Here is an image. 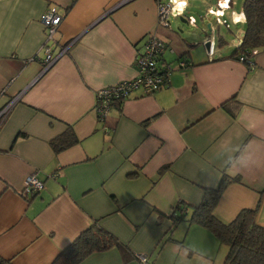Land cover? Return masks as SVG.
<instances>
[{"label":"crops","instance_id":"obj_1","mask_svg":"<svg viewBox=\"0 0 264 264\" xmlns=\"http://www.w3.org/2000/svg\"><path fill=\"white\" fill-rule=\"evenodd\" d=\"M208 3L199 22L185 0L195 30L183 38L157 23V0H0V110L12 103L0 123L1 258L51 264L97 225L132 257L113 245L76 264H142L135 254L150 264H226L228 246L188 219L224 176L213 214L229 223L260 200L264 226V48L252 64L238 59L243 1ZM50 7L62 17L53 53L68 48L43 70L40 16ZM220 26H234L230 41ZM148 33L166 43V84L114 101L99 120L96 91L136 76ZM61 140L72 142L57 148ZM33 171L44 186L22 194Z\"/></svg>","mask_w":264,"mask_h":264},{"label":"trees","instance_id":"obj_2","mask_svg":"<svg viewBox=\"0 0 264 264\" xmlns=\"http://www.w3.org/2000/svg\"><path fill=\"white\" fill-rule=\"evenodd\" d=\"M243 12L245 31L241 43L234 49L233 54L239 53L238 59L243 57L241 61L252 64L254 50L264 48V0H243ZM71 142L72 140H64L61 144L55 143V146L60 148ZM228 181L229 178L224 176L216 188L205 190L202 201L194 206L188 219L206 227L221 244L228 246L226 264H264V226L257 221L260 200L253 208L241 209L229 223L220 221L213 214L216 201ZM113 245L121 248L124 256L126 252V257H132L110 232L97 225H91L60 251L51 264H76L88 254ZM0 264L13 263L0 257Z\"/></svg>","mask_w":264,"mask_h":264},{"label":"built area","instance_id":"obj_3","mask_svg":"<svg viewBox=\"0 0 264 264\" xmlns=\"http://www.w3.org/2000/svg\"><path fill=\"white\" fill-rule=\"evenodd\" d=\"M227 2V1H226ZM158 12H157V23L162 27L171 26V18L179 17L183 22H187L189 26H194V21L189 17L184 16L183 9L185 7V1L182 2L180 10H175L171 0H157ZM212 7H207L206 12L215 14L217 21L220 15L216 12L211 11ZM61 15L57 12L55 7L48 8L41 16L40 21L47 29L46 47L44 49V59L42 62L43 70L47 69L51 64L63 53L67 51L68 46H59L56 54L53 53V46L56 44L55 33L58 30ZM213 44L214 39H210ZM210 43V45H211ZM166 49V43L154 33H148L143 39V46L141 51L136 54L135 62L137 66V74L134 78L122 80L121 82L101 88L96 91L95 94V106L96 115L99 120L105 121L108 113L111 109L112 103L116 100H121L124 97L130 95L137 89H141L143 93H150L160 89L166 84L167 73L170 70L168 64L160 63L161 56ZM210 52V51H209ZM254 53L256 51L254 50ZM243 60V57L240 58ZM184 63L181 62L180 65ZM12 103L6 105L0 110V123L1 120L6 116L9 107ZM44 186L42 180H40L35 171L29 173L24 179V184L21 189V193L24 194L27 191L38 193ZM174 214H176L174 212ZM183 214L182 211L179 215ZM136 258L142 264H148V259L145 254H135Z\"/></svg>","mask_w":264,"mask_h":264},{"label":"rangeland","instance_id":"obj_4","mask_svg":"<svg viewBox=\"0 0 264 264\" xmlns=\"http://www.w3.org/2000/svg\"><path fill=\"white\" fill-rule=\"evenodd\" d=\"M177 1L176 6H175V10H180L182 7V2L185 0H175ZM208 1H210L211 3H213V5H215V0H190V6H189V13L193 14L198 21L200 22V17H203L204 14V9L205 6L208 3ZM243 0H235V4L234 7L235 9H239L241 7ZM222 6L225 7V3L222 2ZM211 11H215L217 14H220V9L215 10L214 8H211ZM185 16L187 17V13L185 14ZM235 20H240L242 18V14H237L235 13ZM229 17V16H228ZM171 28L176 31L178 34L182 35L183 38L185 37H191V32L195 30V28H192L191 26H189V24L187 22H183L179 17L177 18H171ZM207 29V28H206ZM220 32H222L224 34V36L230 41V38H232L235 34H236V29H234V26H232V30L233 33H229V31L227 29H225V27L220 26L219 28ZM194 35L197 34L199 35V33H193ZM227 34V35H226ZM218 45V44H217ZM174 217L178 216L176 214L173 213Z\"/></svg>","mask_w":264,"mask_h":264},{"label":"water","instance_id":"obj_5","mask_svg":"<svg viewBox=\"0 0 264 264\" xmlns=\"http://www.w3.org/2000/svg\"><path fill=\"white\" fill-rule=\"evenodd\" d=\"M210 40L209 39H207L205 42H203V45H204V47H205V49L206 50H208L209 48H210Z\"/></svg>","mask_w":264,"mask_h":264},{"label":"bare ground","instance_id":"obj_6","mask_svg":"<svg viewBox=\"0 0 264 264\" xmlns=\"http://www.w3.org/2000/svg\"><path fill=\"white\" fill-rule=\"evenodd\" d=\"M171 3L173 4V7L175 8L177 2L175 0H171Z\"/></svg>","mask_w":264,"mask_h":264},{"label":"clouds","instance_id":"obj_7","mask_svg":"<svg viewBox=\"0 0 264 264\" xmlns=\"http://www.w3.org/2000/svg\"><path fill=\"white\" fill-rule=\"evenodd\" d=\"M248 163V162H247ZM247 163L245 165H247Z\"/></svg>","mask_w":264,"mask_h":264}]
</instances>
